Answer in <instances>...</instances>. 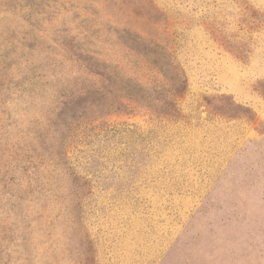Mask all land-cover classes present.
Returning a JSON list of instances; mask_svg holds the SVG:
<instances>
[{
    "label": "rangeland",
    "instance_id": "rangeland-1",
    "mask_svg": "<svg viewBox=\"0 0 264 264\" xmlns=\"http://www.w3.org/2000/svg\"><path fill=\"white\" fill-rule=\"evenodd\" d=\"M0 264H264V0H0Z\"/></svg>",
    "mask_w": 264,
    "mask_h": 264
}]
</instances>
